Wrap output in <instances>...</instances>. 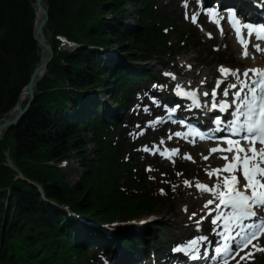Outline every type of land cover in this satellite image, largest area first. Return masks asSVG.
Masks as SVG:
<instances>
[{
  "label": "snow or ice",
  "instance_id": "obj_1",
  "mask_svg": "<svg viewBox=\"0 0 264 264\" xmlns=\"http://www.w3.org/2000/svg\"><path fill=\"white\" fill-rule=\"evenodd\" d=\"M184 2L185 0H182V3ZM196 4L198 8L209 14V20H213V13H217L218 17L217 10L211 7L203 8L201 0H196ZM197 15L196 12L192 13L191 23H196ZM185 18H188L187 14H185ZM226 18L229 24H232L233 19L240 23L234 9L226 10ZM213 22L219 29V17ZM233 27L235 28V25ZM245 31L249 37L254 32H258L255 39L264 41V24L244 23L240 29H236V39L243 47L247 48L248 44V41L244 39ZM206 35L210 37L211 34L206 33ZM253 47L260 50L258 44H253ZM246 54L244 52L241 55ZM218 71L223 74L224 78L217 79L216 87L210 93L204 92L202 95L210 97L211 102L208 107L213 110L218 109L219 112L229 113L230 109L234 107L235 110L230 112L231 118L222 119L217 115L213 122L214 127L207 134L191 124H186L183 120H173L172 122L184 124L186 128L191 129L188 132L177 131L173 134L175 137L187 139L195 132L201 140L218 141L216 146L208 151L209 153H216L224 163L222 167L213 168L207 172L209 178L213 177L214 174L217 176L218 185L209 186L197 180L195 187L201 193H209L213 197L203 204L202 210L209 213L208 219L211 220L212 225H216L219 221L223 226V232L219 234L223 243L217 244L215 253L218 256L213 257L217 260V264H220L221 261L233 258L253 239L264 234V69L251 68L239 73L238 70L218 66ZM164 75L175 78L174 74L171 73L166 72ZM203 83L204 81H201V84ZM221 86L223 87L221 88ZM175 87L177 95L187 98L197 108L205 107L200 94L196 91L184 90L180 84H176ZM217 88H221L222 91V97L219 99L217 98ZM153 103L162 106L155 99H153ZM181 107L182 105L176 104L174 107L167 108L168 118L171 119L172 114ZM144 111L148 112L149 109L145 107ZM161 119V117H156L154 121H149V124L159 123ZM172 138V136L168 137L169 140ZM164 143V140L161 139L160 144L163 145ZM143 150L149 151L147 147ZM152 151L163 156L166 151L178 153L179 149L161 151L160 147L153 146ZM184 156L190 159L187 153ZM203 159H207V157H203ZM145 170L150 169L146 168ZM176 175L181 174L176 173ZM220 177L222 179H219ZM183 183L185 186H191L189 180H184ZM159 191L163 194V189H159ZM210 205L214 207L215 211L209 207ZM222 209H227V212H223ZM184 211H187V207L184 208ZM192 215L195 216L196 213ZM203 218L201 216V219ZM195 226L199 228V222H196ZM211 230L216 231L215 228ZM207 239L206 236H198L189 240L184 248L179 250L184 251L187 256L190 252H197L196 245ZM230 245L232 246L230 247ZM252 247L255 248L256 245H252ZM178 248L179 246L173 247L171 250L175 252ZM203 254L208 255L209 253L205 250ZM243 259L244 256H241L240 260ZM236 264H239V261Z\"/></svg>",
  "mask_w": 264,
  "mask_h": 264
},
{
  "label": "trees",
  "instance_id": "obj_2",
  "mask_svg": "<svg viewBox=\"0 0 264 264\" xmlns=\"http://www.w3.org/2000/svg\"><path fill=\"white\" fill-rule=\"evenodd\" d=\"M50 8H53L54 21L56 19L55 14L61 12L63 8L67 7L68 0H48ZM89 6L91 9L94 7H101L107 9L108 11H121L122 0H89ZM28 10V11H27ZM92 11V10H88ZM85 13V11H84ZM58 20V19H57ZM31 26H32V12L29 10L27 5V0H0V29H5V35L0 41V51L5 54V57L13 56L16 60V68L20 72L21 70H27L31 68L35 61V49L36 45L31 38ZM95 26V25H94ZM91 24H83V27L88 31L94 30V33L100 32L101 29L99 25L94 27ZM104 27H102L103 30ZM107 29V28H106ZM104 32L107 30H103ZM79 58H82L84 62L78 61L77 56L73 58V65L78 64L83 66V71L78 70L74 76V82L81 84V82L86 79L89 80L92 74V65L82 53H78ZM71 57V56H70ZM73 57V56H72ZM94 65L99 67L97 62H94ZM54 65L51 72L54 70L67 79L69 76L66 75L68 68H56ZM9 72L8 75L12 74V70L9 69L6 64L0 59V86L5 82V79L1 74H5V71ZM3 95L0 94V107L2 104ZM12 102H8V106ZM40 104V103H39ZM37 105L35 108H31L19 121V124L16 128L13 129L15 136V141L17 143L16 150L13 152V157L15 162L21 165H28L27 156L32 157L33 159H39L40 161L49 160L56 157H60L65 153L71 145V138L76 136V133H73V129L66 130L64 126H56L51 120L49 112H46L42 109V104ZM50 111H53L50 109ZM58 122V121H56ZM61 123V122H58ZM79 143L75 144V147H78ZM42 149L40 157L37 158V151ZM35 161V160H34ZM43 169V170H41ZM52 168H39L37 171L29 170L26 171V174L33 175L34 177H39L38 172L48 171ZM52 171V170H51ZM57 173V172H56ZM44 183H52L54 177L49 174V172L44 173ZM2 180L0 178V184ZM55 183L46 185L47 193L60 201L74 202L76 208L79 210L86 211L87 209H93L96 212L103 215L109 214L107 208L102 209L104 204L92 200L89 195L85 196L83 199H79L78 196L85 192V189H80L79 186L75 185L74 188L68 189L62 184L61 180H55ZM45 185V184H44ZM23 187H29L30 191H18V193H13V198L11 201L17 206L20 214H38L42 217L48 215V211L43 208V205L39 201L38 194L34 195L32 191L36 192V189L31 185L23 184ZM87 192V190H86ZM21 203V204H20ZM16 213V212H15ZM15 217V216H14ZM1 228V227H0Z\"/></svg>",
  "mask_w": 264,
  "mask_h": 264
},
{
  "label": "bare ground",
  "instance_id": "obj_3",
  "mask_svg": "<svg viewBox=\"0 0 264 264\" xmlns=\"http://www.w3.org/2000/svg\"><path fill=\"white\" fill-rule=\"evenodd\" d=\"M190 1V3L192 2V0H189ZM235 1H237V0H235ZM258 0H248L246 3H247V5H249V6H253V4L254 3H256ZM258 4H260L261 6H263L264 7V5H263V3H258ZM259 12V11H258ZM258 12H256V14L258 13ZM45 28V27H44ZM44 28H43V31H44ZM41 37L45 40V41H47V39H46V37H47V34L46 33H44V32H42L41 33ZM118 54H119V52H117ZM260 57V55H256V58L258 59ZM47 59H48V57H47ZM93 61V60H92ZM248 63H250V64H252L253 62L252 61H247ZM42 73V72H41ZM40 73V74H41ZM39 74V75H40ZM110 74H112V72L110 73H108V75H110ZM204 73H201V75H203ZM217 77H222V78H224L223 77V74H221L219 71H217ZM202 81H204V83L202 84V86H204V87H211L212 89L214 88V87H216V79H214V81L213 82H211V81H209V79L207 78V77H204L203 79H202ZM33 86L35 87L36 86V84L35 83H33ZM26 99H27V95H26V90H25V92H21L20 93V95H19V99H18V104H19V106L21 107V104L24 102V101H26ZM83 99V98H82ZM76 106H80V105H76ZM75 110H76V108H73V113L75 112ZM15 111H16V108H15ZM15 115V113L11 110L8 114H6V115H4L3 116V118H8V119H11L13 116ZM73 172H76V173H82L83 171L82 170H80V169H76V170H74ZM53 177H54V180H57L58 179V177L56 176V174H53ZM172 193H177L174 189H171L170 190ZM189 201H191V200H189ZM183 213L182 214H185L186 216H188L189 215V211H188V209H187V211H182ZM182 221H170V222H163V224H170V225H173L172 227L174 228V229H180V230H182V231H185V229H184V227H182ZM159 224V223H158ZM149 226V224H145L144 226H142V227H140L138 230H133L132 232H136V233H138V232H144V231H146V230H148L149 228H150V226ZM147 227V228H146ZM127 230V228H120V227H116V229L114 230V232L113 233H116V232H119L120 231V233L122 234V233H124L125 231ZM112 233V234H113ZM127 238H128V236L127 235H125V241H127ZM86 243H89V244H92V242H89V241H86ZM182 264H186L187 262L186 261H184V260H181L180 261ZM108 264H111V263H108ZM162 264H166V262H162Z\"/></svg>",
  "mask_w": 264,
  "mask_h": 264
},
{
  "label": "rangeland",
  "instance_id": "obj_4",
  "mask_svg": "<svg viewBox=\"0 0 264 264\" xmlns=\"http://www.w3.org/2000/svg\"><path fill=\"white\" fill-rule=\"evenodd\" d=\"M128 10H130V7L128 6ZM130 18H131V16L130 17H128L127 19H129L130 20ZM128 48V47H127ZM196 47H194L193 49L194 50H190V52H188V53H186V54H184V55H182L184 58H186V59H189L192 63H195V62H198L199 61V59L201 60V61H203V58H204V56H205V48H203V47H198V48H196ZM126 49V48H125ZM120 51V52H119ZM109 52H119L120 54H122V52H121V50H118V48H113V49H111ZM213 57H211L208 61H206L205 62V64H201V65H198V67L199 68H203V69H206V68H208V67H213V64H215L214 62H213ZM81 136H84V135H81ZM86 139V135L84 136V140ZM86 142V141H85ZM83 149H84V151H90L92 148H91V144L90 143H85L84 144V146H83ZM70 164H71V166H75L76 164H75V162L74 161H72V162H70ZM72 174H70L69 175V179L72 181V180H74L75 179V177L73 176H71ZM74 175V174H73ZM163 212H165V213H167V217H166V222H170V221H174L175 219H178V217H174L176 214H175V212L176 211H172V212H166V210H164ZM172 218H175V219H173V220H171Z\"/></svg>",
  "mask_w": 264,
  "mask_h": 264
},
{
  "label": "water",
  "instance_id": "obj_5",
  "mask_svg": "<svg viewBox=\"0 0 264 264\" xmlns=\"http://www.w3.org/2000/svg\"><path fill=\"white\" fill-rule=\"evenodd\" d=\"M36 1V8L38 10V12L42 15L40 19L37 20V28L36 30L34 31V39L37 40L39 43H41L44 47H46L47 49L49 48V45H47L42 37H41V28L42 26L44 25L45 23V19H46V10L42 7V4H41V0H35ZM45 65V62H43L31 75V80H30V83H29V89H31L33 83H34V79L35 77L37 76V74L39 73V71L43 68V66ZM22 113V112H20ZM18 117L14 118L12 121L10 122H6V123H3L1 126H0V132L8 127V126H11L13 125V123H15L17 121Z\"/></svg>",
  "mask_w": 264,
  "mask_h": 264
}]
</instances>
